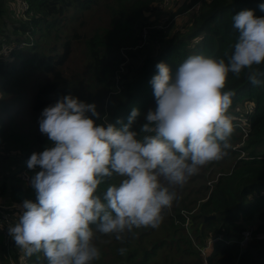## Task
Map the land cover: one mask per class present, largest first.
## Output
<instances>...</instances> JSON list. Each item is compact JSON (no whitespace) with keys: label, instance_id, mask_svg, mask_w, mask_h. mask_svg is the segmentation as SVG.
I'll return each instance as SVG.
<instances>
[{"label":"trees","instance_id":"16d2710c","mask_svg":"<svg viewBox=\"0 0 264 264\" xmlns=\"http://www.w3.org/2000/svg\"><path fill=\"white\" fill-rule=\"evenodd\" d=\"M108 1L0 0V43L13 46L8 55H0V80L16 79L9 83L11 90L0 86L1 101L10 92L17 95L16 103L0 109V197L36 202L35 190L20 173L33 153L51 146L39 130L44 108L71 94L96 105L101 119L88 115L97 125L109 122L116 127L122 126L118 120L126 124L137 108L141 115L131 130L139 132L145 115L156 106L150 80L157 74L158 63H166L174 77L178 66L192 55L227 62L225 54H231L238 37L232 17L246 9L264 17L259 8L264 0H188L180 12L173 11L174 5L167 10L161 28L144 15V11H154L161 0H116L110 7L105 6ZM12 7L21 11L19 19H15L18 13L11 15L16 13ZM88 16L90 23L84 22ZM8 22L12 24L4 26ZM64 23L70 29L66 37ZM125 47H130L126 54ZM76 51L94 84L87 87L90 92L85 96L61 72ZM253 67L258 69L259 85L249 81L248 69L239 76L229 73L227 78L225 90L233 93L229 115L237 117L228 155L202 167L183 186L162 180L176 193V200L165 210L161 225L125 232L120 240L97 233L93 242L101 256L93 264H203L198 248L213 237L208 264H264V239L239 244L241 231L249 227L251 218L262 221L252 226L253 233L264 231V64ZM18 81L27 84L23 92L14 87ZM68 84L71 92L65 89ZM10 105L26 106L28 111L12 113ZM241 138L242 146L236 148ZM121 179L114 176L101 184L99 194ZM5 211L0 208V213ZM7 215L9 224H14ZM212 215L213 219H204ZM7 222L0 220V264H11L9 256L14 264H47L42 253L19 262L20 249L8 233ZM121 248L126 249L124 255Z\"/></svg>","mask_w":264,"mask_h":264},{"label":"clouds","instance_id":"9594fccd","mask_svg":"<svg viewBox=\"0 0 264 264\" xmlns=\"http://www.w3.org/2000/svg\"><path fill=\"white\" fill-rule=\"evenodd\" d=\"M259 8L264 12V3ZM232 21L238 37L231 54H225L227 62L192 55L174 77L166 63L156 65L150 80L156 106L139 132L131 130L141 115L137 108L126 124L117 121L121 127L97 125L91 118L101 119L96 105L71 94L43 109L39 130L51 146L27 161L29 169H40L30 179L36 202H21L23 211L8 228L20 263L42 253L47 264H93L101 256L93 242L97 233L120 240L125 232L161 225L176 200L162 180L183 186L202 167L228 155L234 132L228 75L248 69L249 81L259 85L253 66L264 64V17L246 9ZM114 176L121 181L99 194V186ZM247 228L254 232L255 227ZM205 245L198 251L208 264L211 250L203 254ZM119 252L124 255L126 249Z\"/></svg>","mask_w":264,"mask_h":264},{"label":"rangeland","instance_id":"374dc122","mask_svg":"<svg viewBox=\"0 0 264 264\" xmlns=\"http://www.w3.org/2000/svg\"><path fill=\"white\" fill-rule=\"evenodd\" d=\"M115 1L116 0H109L105 4V6H107V5L109 7L112 6L115 3ZM187 4H188V0H161L159 3H157L156 8H155L154 11H148V12L144 11V15L147 16L149 23H151L152 25H156L157 27L160 26L162 28L161 25L164 22H166V17H167L166 12H167V10H170L171 6H173V5L175 6V8L173 9L174 12H178V11L180 12V8L186 6ZM105 6L98 12L96 17L104 10ZM194 6L195 5L191 6L190 8L192 9ZM7 8H8V6H7ZM11 9L16 10L14 7H12ZM195 10L197 11L198 9H195ZM17 13H18V15L15 17V19H19L20 18L21 11L17 12V10H16V13L11 14V15H16ZM187 13L191 14L192 11L189 10ZM183 16H184V18L186 17V15H183ZM84 22H87V23L92 22L91 16H88L87 18H85ZM7 24L11 25L12 22H8V23L4 24V26L7 25ZM63 28L66 31V33H64V36L68 35V33L70 31L69 27L64 23ZM0 30H1V28H0ZM141 36L143 38H145V36H146V28L145 27H143V29H142V35ZM0 40H1V38H0ZM8 47L11 50L13 49V46H11L10 43L5 44V43L1 42L0 43V55L1 54L8 55L10 53V51H11L10 50L9 52H7V48ZM139 47H140V45H137L136 47H133V49L139 48ZM122 49H123V51L125 53V51L129 50L130 47H125V48H122ZM72 51H73V45H72ZM77 53H78V51L73 52L74 55L71 58L69 57L67 62L62 67L61 72L64 73L65 76L68 78L67 79L68 82H73L74 84H76L80 88H82L84 90V95L83 96H85L88 92H90V90L87 89V87L88 86H92L93 87L94 84H93V81L91 79V75H90V73H89V71L87 69L86 62L83 61L81 59L80 55H78ZM3 60H6V59H3ZM7 61L12 62L13 60L8 58ZM15 80L16 79H14L12 81H10V80H0V86H4V89H10L11 86H9V83L14 82ZM26 86H27V84L24 85V83H19V81H18V83L16 85H14V87H16V90L20 89L22 92L27 89ZM69 86H70V89L73 90L71 85H69V84L66 86L65 89H66V91L71 92L69 89H67ZM77 90H78V88H77ZM0 96H1V92H0ZM16 96H17L16 92H10L8 98H2L4 101H1V97H2L1 96L0 97V109L5 107V106H8L9 104L16 103L17 102V101H15L16 100L15 99ZM6 99H10V101L9 102L5 101ZM4 102H6L8 104L6 105ZM28 106H29V104L27 105V107ZM27 107L26 106L21 107V106H18V105H10V110H11L12 113H14L17 110H23V109H26ZM28 109H29V107H28ZM28 109H26L23 112V114L25 112H27ZM231 117H233L234 120L237 118L236 116H231ZM241 124H243V123L241 122ZM233 125H235V124H233ZM242 141H243V138H241V141L237 144V146L241 147L242 143H243ZM26 170H29V172H27ZM39 170H40L39 167H37L35 170L29 169L27 167V164H26L25 168L21 171L20 176L21 177L22 176L29 177V179H31V177H33L36 174V172H38ZM28 181H30V180H28ZM3 198L4 197H0V208H3L6 211H5V213H0V220L8 221L7 222V226L9 227L10 226L9 221H11V219H10V217L7 214L12 216L13 220H15V222H16V220L18 219V215L22 213L23 209L20 208V207L19 208H14L12 202H7L6 203V202H4ZM13 201H15V200H13ZM16 202H23V201H16ZM251 220H252V222H251V224L249 226L255 227V226L261 225V223H262V221L260 219L255 218V217L251 218ZM246 227H248V226H246ZM213 240L214 239H212V238H209L207 240L206 245H205V247H204V249L202 251L203 254H207L209 252V250L212 247ZM20 254H21V252H20ZM8 259L10 260L11 264H14L11 261V257L10 256L8 257Z\"/></svg>","mask_w":264,"mask_h":264},{"label":"built area","instance_id":"2783aa9c","mask_svg":"<svg viewBox=\"0 0 264 264\" xmlns=\"http://www.w3.org/2000/svg\"><path fill=\"white\" fill-rule=\"evenodd\" d=\"M23 5V4H22ZM24 9H26V5H24ZM23 180L25 181H28L29 180V177H24L22 176ZM4 198V202H15L16 204L18 203L19 205H21V202H16V201H13V200H10L9 197L7 196H3ZM14 208H19L17 206H13ZM252 238H257V239H262L264 238V233H261V234H253L252 230L251 229H244L242 232H241V239L239 241V244L241 246L245 245L248 241L252 240Z\"/></svg>","mask_w":264,"mask_h":264},{"label":"water","instance_id":"95a60500","mask_svg":"<svg viewBox=\"0 0 264 264\" xmlns=\"http://www.w3.org/2000/svg\"><path fill=\"white\" fill-rule=\"evenodd\" d=\"M213 218H214V216L212 215V216H206L204 219L208 220V219H213Z\"/></svg>","mask_w":264,"mask_h":264}]
</instances>
